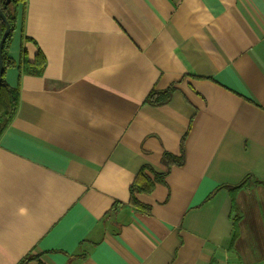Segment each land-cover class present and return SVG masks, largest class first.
Here are the masks:
<instances>
[{
  "label": "crops",
  "instance_id": "0c3cea01",
  "mask_svg": "<svg viewBox=\"0 0 264 264\" xmlns=\"http://www.w3.org/2000/svg\"><path fill=\"white\" fill-rule=\"evenodd\" d=\"M23 46L41 74L19 68ZM9 56L0 264H264V0H27ZM182 146L166 184L137 195L151 211L133 207L140 169L164 174ZM247 177L232 250L218 188Z\"/></svg>",
  "mask_w": 264,
  "mask_h": 264
},
{
  "label": "trees",
  "instance_id": "16d2710c",
  "mask_svg": "<svg viewBox=\"0 0 264 264\" xmlns=\"http://www.w3.org/2000/svg\"><path fill=\"white\" fill-rule=\"evenodd\" d=\"M27 0H0V8L5 14L10 26H11V32L4 44L3 49V61H4V75L2 78V82L0 84V140L14 121V119L17 116L19 106H20V91L18 88H12L5 79V72L8 68L14 67L17 65V63L10 58L9 56V48L12 43L14 33L17 30L18 26V15H19V9L20 6L25 4ZM6 30V24L0 17V40ZM28 58H27V51L26 49L22 48V54L20 58L19 68L21 69L23 66L26 67V72H32L36 74H41L46 61L44 56L39 53L37 55V59L35 63L29 64ZM176 88L174 85L169 87L166 90H156L153 89L145 99L144 103L149 104L152 106H162L167 104L171 98L173 93L175 92ZM184 147L182 146V154L180 156H175L171 153L165 152L162 157V164L167 168V171L164 174L156 173L155 170L151 166H143L135 181L130 186V204L135 207L137 210L140 211H151V207L143 205L137 200L138 194H144V193H151L155 187L156 184H166V179L169 175V172L174 166H182L184 164ZM150 173L153 174V178L150 176ZM251 179V177H247L241 184L238 186H222L221 188H227L229 192L232 194V210L236 213V217L234 219V236L232 238L230 249L235 248V244L237 239L240 235V221H241V212L240 209L236 203V194L237 192L242 189L245 186V183L248 182ZM118 207V205H117ZM115 209V208H114ZM84 243V242H83ZM82 243V244H83ZM82 244L80 245V248L82 247ZM80 258H84L85 254H79ZM36 260L39 262V264H42L40 256L29 254L27 255L20 264H28L29 261Z\"/></svg>",
  "mask_w": 264,
  "mask_h": 264
},
{
  "label": "water",
  "instance_id": "95a60500",
  "mask_svg": "<svg viewBox=\"0 0 264 264\" xmlns=\"http://www.w3.org/2000/svg\"><path fill=\"white\" fill-rule=\"evenodd\" d=\"M0 17L2 18V20L5 22L6 24V30L0 40V84L2 82V78H3V75H4V71H5V68H4V61H3V49H4V44L11 32V26L5 16V14L3 13V11L1 10L0 8Z\"/></svg>",
  "mask_w": 264,
  "mask_h": 264
},
{
  "label": "rangeland",
  "instance_id": "374dc122",
  "mask_svg": "<svg viewBox=\"0 0 264 264\" xmlns=\"http://www.w3.org/2000/svg\"><path fill=\"white\" fill-rule=\"evenodd\" d=\"M237 186H238V185H237ZM238 192H239V191H238ZM238 192H237V193H238ZM236 197H237V194H236ZM236 197H235V199H236ZM236 203H237V200H236Z\"/></svg>",
  "mask_w": 264,
  "mask_h": 264
}]
</instances>
